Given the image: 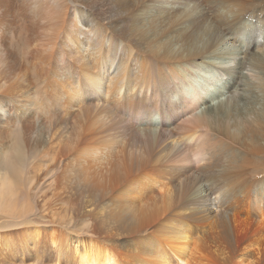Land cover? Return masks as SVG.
Masks as SVG:
<instances>
[{
  "label": "bare ground",
  "instance_id": "6f19581e",
  "mask_svg": "<svg viewBox=\"0 0 264 264\" xmlns=\"http://www.w3.org/2000/svg\"><path fill=\"white\" fill-rule=\"evenodd\" d=\"M0 170L12 255L257 264L264 0H0Z\"/></svg>",
  "mask_w": 264,
  "mask_h": 264
},
{
  "label": "rangeland",
  "instance_id": "374dc122",
  "mask_svg": "<svg viewBox=\"0 0 264 264\" xmlns=\"http://www.w3.org/2000/svg\"><path fill=\"white\" fill-rule=\"evenodd\" d=\"M205 9L207 11V8H205ZM236 48L238 49L237 45H236ZM244 50H245V53H246L247 50H249V49L248 48H244ZM239 52H241V50H239ZM241 53L245 54L243 52H241ZM33 180H34L33 174H30L29 175V179L27 180V186L24 188V192H20L16 188L12 187L11 183L8 181L7 178H2L1 177L0 181L3 182V183L5 181H7L8 182V186H10L11 189H9L8 186L5 185V184H4V186H2V187H5L6 189H8L7 197H9V198L3 199L0 202V206L7 203L5 206L9 207V211L15 210L14 205H13L15 200H23L21 203H19V205L21 206L22 210L23 211H29L30 212L29 215L31 213H33L32 212L33 209H31L32 208V205H31L32 204V200H29V199H26V198L29 195H33L37 201H39L40 198H41V193H37V189L33 185V183H34ZM47 212L48 211H46V212L43 211V212L40 213L41 216H33L32 218H40V217H48L49 218V216L46 215ZM9 216H11V213H9V215H3L1 213V211H0V226H5L9 221H12V219H8ZM48 218H45L44 221L47 222ZM75 226L73 227V225H71L70 229H72V228L74 229ZM79 227H80V229H83V227L81 225ZM15 231H19V229H15ZM4 233L5 232H3V231L0 232V250H1L0 264H8V259H10V264H53L54 260L45 261L44 263L43 262L39 263V262H37V260L32 259L30 257V255L29 256L20 257V256H15V255L10 254V250H9L8 246H6V247L4 246L5 245L4 241H6L4 239ZM157 255H159V254H149V255L144 254V255H141L142 256V258L140 259L141 262L140 263L138 262L137 264H147V263L148 264H162L161 262H162L163 258L168 259V263L170 262L169 264H171V263L174 264V262H172L173 259L170 256H168V257H170V258H168L167 256L166 257H161V256L157 257ZM169 259H171V260H169ZM257 264H264V259L261 260V261H258Z\"/></svg>",
  "mask_w": 264,
  "mask_h": 264
}]
</instances>
